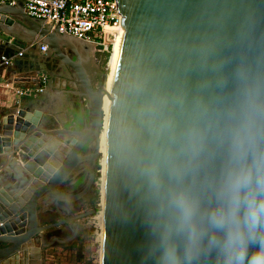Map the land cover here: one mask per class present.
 Returning <instances> with one entry per match:
<instances>
[{
  "label": "water",
  "instance_id": "water-1",
  "mask_svg": "<svg viewBox=\"0 0 264 264\" xmlns=\"http://www.w3.org/2000/svg\"><path fill=\"white\" fill-rule=\"evenodd\" d=\"M117 3L123 31L116 44L110 106L117 103L125 80L134 71L149 68L163 80L183 78L194 59L195 47L203 41H214L222 53L239 55L249 46L253 55L264 53V0ZM0 31L19 37L31 48L41 50L47 45L68 75L69 85L86 101L81 103L82 123L73 118L68 126H47L44 120L49 116L31 108L13 109L0 123V264H34L39 242L41 264H45L47 249L56 241H75L82 220L97 212L73 213L69 205L86 201L94 192L102 155L107 69L90 76L76 49L75 37L60 33L59 26L53 28L29 16L22 6L0 5ZM98 78L101 80L96 86ZM82 172V191L71 193L62 188L69 178ZM104 187L101 264H152L142 205L126 178L114 171L107 159ZM52 205L60 219L42 225L40 213ZM67 225L75 228L71 237L43 241V233Z\"/></svg>",
  "mask_w": 264,
  "mask_h": 264
},
{
  "label": "clouds",
  "instance_id": "clouds-1",
  "mask_svg": "<svg viewBox=\"0 0 264 264\" xmlns=\"http://www.w3.org/2000/svg\"><path fill=\"white\" fill-rule=\"evenodd\" d=\"M194 52L181 79L127 77L106 159L142 205L152 264H264V53Z\"/></svg>",
  "mask_w": 264,
  "mask_h": 264
},
{
  "label": "crops",
  "instance_id": "crops-1",
  "mask_svg": "<svg viewBox=\"0 0 264 264\" xmlns=\"http://www.w3.org/2000/svg\"><path fill=\"white\" fill-rule=\"evenodd\" d=\"M16 6L24 7V0H18ZM16 29L23 33L18 27ZM75 39L76 49L84 57L86 53H84L83 47H85L86 43L90 46L91 44L77 38ZM20 52L24 53L21 57L19 56ZM66 52L74 56L71 50L66 49ZM89 54L92 59V47H90ZM3 56L12 58V63L6 65L2 60ZM85 65L90 70V64L86 63ZM89 72L93 75L91 70ZM44 76L48 77V83L44 92L38 93L36 90L42 85ZM69 83L68 75L60 68V63L52 56L51 52H43L39 48H31L19 37L4 34L0 31V123L4 115L9 114L16 108L41 110L49 116L44 120L45 125L51 127L61 126L62 124L68 126L73 118L82 123L83 109L81 103L84 101L86 104V101L79 97L77 91H74ZM19 91H24L26 94L20 95ZM85 113H87V110ZM18 154L21 155V151ZM82 182H84L83 172L77 177L69 178L63 185L67 186L69 192L75 193V190L81 187L80 184ZM85 202L73 204L71 206V209H75L73 213H76L78 208H83ZM45 203L46 201L44 200L41 203V207L44 208ZM46 209V213L43 211L40 213L41 223L45 224L60 219L52 209V206ZM53 232L43 233V241L46 240L47 234L50 233L52 235ZM62 232L64 237L71 236L73 227L71 225L64 226ZM40 245L41 242L35 246L40 247Z\"/></svg>",
  "mask_w": 264,
  "mask_h": 264
},
{
  "label": "built area",
  "instance_id": "built-area-1",
  "mask_svg": "<svg viewBox=\"0 0 264 264\" xmlns=\"http://www.w3.org/2000/svg\"><path fill=\"white\" fill-rule=\"evenodd\" d=\"M17 3L18 0H0V5L15 6ZM23 8L29 16L43 21L45 25L53 28L59 26L60 33L94 44L95 52L108 54L110 61L122 27L117 0H24ZM108 27H113L114 30L109 31ZM41 51H48V46L43 45ZM23 55V52L19 53L20 57ZM2 60L6 65L12 63V58L6 56ZM42 82L36 90L38 93L44 92L48 77L44 76ZM19 94L26 93L19 91ZM100 165L102 166L101 162ZM100 171L102 173V169L97 170ZM99 207L102 208V205L99 204ZM98 215L95 219L101 232Z\"/></svg>",
  "mask_w": 264,
  "mask_h": 264
},
{
  "label": "rangeland",
  "instance_id": "rangeland-1",
  "mask_svg": "<svg viewBox=\"0 0 264 264\" xmlns=\"http://www.w3.org/2000/svg\"><path fill=\"white\" fill-rule=\"evenodd\" d=\"M97 65L93 62L97 67V71H103L105 72L107 69V72L110 67L111 61H109V64L107 63L106 66L103 65L101 62V57L97 55ZM90 64V67L92 66ZM91 69V68H90ZM96 71V72H97ZM94 74V72H91ZM101 78H98L96 80V86L100 84ZM93 145L90 147L92 149ZM89 149V150H90ZM103 158V154L100 157V160L98 162L99 170L102 169V166L100 165V162ZM99 176L96 179L95 187L94 189L100 190V198L98 201H96L97 204V212L95 215L88 217L84 220H82V229L80 233L78 234L76 240L74 242L69 243L68 245H63L56 243V245L49 247L47 249V258H46V264H100V241H99V227L97 226V219H95V216L99 214L98 211H101V208L99 207V204H101V186H102V173L101 171L98 172ZM89 200V199H88ZM86 200L83 208L80 209L79 212L88 211L90 209H95L92 205H90V202ZM51 234H47V238L50 239ZM39 246V245H38ZM37 253L34 254L35 261H33L34 264H41L42 262V251L40 250V247H37Z\"/></svg>",
  "mask_w": 264,
  "mask_h": 264
},
{
  "label": "bare ground",
  "instance_id": "bare-ground-1",
  "mask_svg": "<svg viewBox=\"0 0 264 264\" xmlns=\"http://www.w3.org/2000/svg\"><path fill=\"white\" fill-rule=\"evenodd\" d=\"M109 31H112L114 30L113 27H108L107 28ZM123 31L122 27L120 28V33ZM118 43V42H117ZM91 45H93V53H94V44L90 43ZM88 44L86 43L85 46H87ZM115 50H116V45H115V49H114V52H113V55L110 59L111 63H110V67H109V70L107 72V77H106V81H105V84H106V87H107V90L106 93L104 94V110L106 112V116L108 115V112L106 111V108H109L110 107V93H109V87H110V84L112 82V75H113V67H114V58H115ZM82 59H83V64H84V67L86 68L87 72L90 74V70L91 72H95V68L92 66L90 70L87 69L86 67V63L85 62V59L84 57L82 56ZM96 63V61L94 62ZM95 74L91 75L90 76H94ZM106 118V117H105ZM100 150L103 154V158L101 160V163H102V186H101V193H102V196H101V205H102V208H101V211L98 215V219L100 220V225H101V232H100V235H99V240H100V243H101V247H100V261L102 262V243H103V218H104V213H103V206H104V191H105V187H104V183H105V175H106V151H107V147H106V135H105V123H104V127H103V130L101 132V145H100ZM35 258H33L34 260Z\"/></svg>",
  "mask_w": 264,
  "mask_h": 264
},
{
  "label": "flooded vegetation",
  "instance_id": "flooded-vegetation-1",
  "mask_svg": "<svg viewBox=\"0 0 264 264\" xmlns=\"http://www.w3.org/2000/svg\"><path fill=\"white\" fill-rule=\"evenodd\" d=\"M90 47H92V49H93V46L91 45H87V46H85V47H83V50L85 51L84 53H86V54H84V59H85V62H87L88 64H92V60H93V62H94V60L95 61H97V55L98 56H100V53H97V52H95L94 51V53H93V58L91 59V56H90ZM85 48V49H84ZM94 49H95V47H94ZM96 65H97V63H95ZM92 66L95 68V72H94V74H96V73H99L100 72V68H99V71H97V67L94 65V64H92ZM91 66V67H92ZM90 67V68H91ZM97 71V72H96ZM78 123H80L79 121H78ZM80 127V126H79ZM90 148H86V152L89 150ZM85 173V172H84ZM75 185V184H74ZM80 188H78L77 190H75V193H79L80 191H82L83 189H84V187H85V183L84 182H82L81 184H80ZM62 188H64V190H66V191H68L69 192V190H68V188H67V186L65 187V186H63ZM72 193V192H71ZM92 195H93V193H92ZM92 195L90 196V197H88L86 200H88V201H90L91 200V198H92ZM80 202H82V201H78V202H76V203H80ZM76 203H73V204H76ZM62 204H64V205H66L67 203H62ZM72 204V205H73ZM72 205H69L70 207L72 206ZM52 209L56 212V210H55V208H54V206L52 205ZM74 210V211H73ZM77 212L76 213H78L79 211H80V209L78 208L77 210H76ZM72 212H75V209H72ZM44 214V213H43ZM56 214L58 215V213L56 212ZM59 216V215H58ZM60 217V216H59ZM59 220V219H58ZM54 221H57V220H54ZM54 221H51V222H54ZM51 222H49V223H51ZM45 224H47V223H45ZM45 224H43L42 223V225H45ZM73 227V226H72ZM62 228L63 227H61V228H57V229H53V230H51V231H54L53 232V234L52 235H50L51 237H50V239H48L47 237H46V240H44V241H51L52 240V238L53 237H59L60 239H66V238H69V237H71L73 234H74V231H75V228L73 227V234L71 235V236H68V237H64L63 236V232H62ZM82 229V228H81ZM51 231H49V232H51ZM81 231V230H80ZM80 233V232H79ZM74 242V241H73ZM56 243H59V244H63V243H60V242H58V241H56L55 242V244L54 245H56ZM71 243V242H70ZM69 244V243H68ZM68 244H63L64 246L65 245H68ZM46 264V263H45Z\"/></svg>",
  "mask_w": 264,
  "mask_h": 264
},
{
  "label": "trees",
  "instance_id": "trees-1",
  "mask_svg": "<svg viewBox=\"0 0 264 264\" xmlns=\"http://www.w3.org/2000/svg\"><path fill=\"white\" fill-rule=\"evenodd\" d=\"M101 57V62L103 63L104 66L107 65L108 61H109V55L106 53H101L100 54ZM99 169V167H97V170ZM99 176V173L97 172V177ZM96 177V179H97ZM100 198V190L99 189H94L93 195L90 202V205H92L95 209H97V204L96 201H98V199Z\"/></svg>",
  "mask_w": 264,
  "mask_h": 264
}]
</instances>
